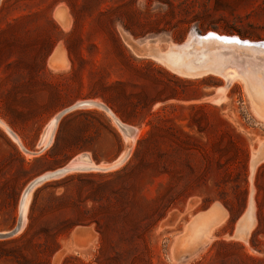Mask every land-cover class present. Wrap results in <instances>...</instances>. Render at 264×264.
<instances>
[{
	"label": "rangeland",
	"instance_id": "obj_1",
	"mask_svg": "<svg viewBox=\"0 0 264 264\" xmlns=\"http://www.w3.org/2000/svg\"><path fill=\"white\" fill-rule=\"evenodd\" d=\"M211 32L264 43V0H0V232L15 228L21 197L38 176L81 154L96 166L122 160L35 187L24 228L0 238V264H264V161L251 166L264 145V108L250 89L264 93V53L226 47L232 54L224 56L194 43L185 54L212 55L204 66L223 69L203 75L159 58ZM55 44L94 53L107 83L127 81L110 109L139 129L134 141L99 106L80 114L90 149L52 163L40 158L59 122L50 132L52 117L38 133L37 118L7 99L37 72L39 62L27 68L24 56ZM251 196L255 223L238 237ZM215 203L227 220L197 251L177 255L191 221Z\"/></svg>",
	"mask_w": 264,
	"mask_h": 264
},
{
	"label": "crops",
	"instance_id": "obj_2",
	"mask_svg": "<svg viewBox=\"0 0 264 264\" xmlns=\"http://www.w3.org/2000/svg\"><path fill=\"white\" fill-rule=\"evenodd\" d=\"M17 42L19 48L26 51L24 40L19 39ZM24 58L27 68L30 64L29 60L39 62L38 66L33 67L37 72L32 80L27 79L9 92L11 94L7 100L18 101L20 108L30 111L23 115L26 116L29 113L37 118L38 133L52 117L66 109L73 108L79 102L84 103L65 112L60 117L53 141L43 149L44 155L40 158H43L42 160L45 162L52 163L64 155L75 154L79 151L75 150L77 148L90 149V145L83 144L89 140V134L87 131H83L85 121L80 114L96 113L95 108L100 107L87 106L85 102L102 103L109 109L115 107L110 103V100L122 93L125 94L124 87L127 85V81L118 77L117 79L112 78L107 83L106 70L101 67L99 61L94 60V53L71 51L66 45L55 44L46 53L26 54ZM47 74L48 78L43 79V75ZM9 106L13 107L14 104L10 102ZM54 150L57 151L54 152ZM228 215L227 213V218Z\"/></svg>",
	"mask_w": 264,
	"mask_h": 264
},
{
	"label": "bare ground",
	"instance_id": "obj_3",
	"mask_svg": "<svg viewBox=\"0 0 264 264\" xmlns=\"http://www.w3.org/2000/svg\"><path fill=\"white\" fill-rule=\"evenodd\" d=\"M194 43L201 44L202 47H210V48L214 47V48L218 49V52L223 54V55L225 53L232 54V53H230L231 52L230 49H228L226 47H229V48L230 47H233V48L234 47H239V48H241L242 52L249 51V50H246V49H254V51L257 50V49H261L259 51L264 53V49H263L264 48V43H253V42L247 41V40L246 41H242V40H240L237 37H225V36H222L220 34H217L216 32H211V33H209L207 35L196 34L194 36L193 42H191V44L190 43H187V44L183 43V45L178 46L177 49H175V51L177 50V51L181 52V50L183 51V49L187 48L189 45L192 46ZM175 47L176 46H174V48ZM257 47H260V48H257ZM178 49H180V50H178ZM168 50H167V52H164L163 55L160 54L159 58L161 57L164 61H166L169 65H171V67H173L177 71H181V72H183L185 74H192V75H194V74H196V75H201L202 74L203 75V73L205 74V73L211 72V71H213V72L216 71L218 73L219 72H221V73L223 72V69L221 71L220 70L217 71L216 69L211 68L209 63H208V65L204 66L205 65L204 63L207 62L210 58L214 59L212 61H216L217 57L215 59L212 55H207L206 54L204 56H198V57L192 59V58H190L189 55L185 54V51H183L182 53H179V52L177 53V52H173L171 48L168 49ZM218 52L216 51V53H218ZM216 53H215V55H216ZM212 54L214 55V53H212ZM242 54H244V53H242ZM234 55L235 54H233L232 56H234ZM256 55L259 56V54H256ZM247 59H249V58H247ZM247 59H246V61H247ZM212 61H210V62H212ZM218 61H219V58H218ZM238 62L239 61H237V63ZM226 64H228V63H226ZM232 65H233V63H232ZM218 66H220V65H218ZM215 68H217V67H215ZM230 68H228V69H230ZM228 69H226V70L228 71ZM229 73H230V71H229ZM244 73H246V72H244ZM233 76H235V75H233ZM246 78H248V76ZM261 78H262V76H261ZM249 84H252V83L250 82ZM262 88H264V87H262ZM250 89H251V94H252L253 99L256 102H259L260 106L262 108H264V93L262 94V91L255 90L253 87H250ZM85 103H86V105H98V106H100L102 108H106V110L109 113H111V115H113L115 121L118 123L119 127L122 129L124 135L128 136L129 138H131L132 141H134L135 138L137 137V135L139 134L138 133L139 129L137 130V128L130 127L129 125L123 123L120 120V118H118L111 111V109H109L107 107H104V105L102 103H98V102H85ZM60 117H61V113L56 115L55 116V120L52 123H50V128H49L50 132L55 129V127L57 125V122H59V120H60ZM7 129L12 134V136L16 140L19 141L16 133L13 132L8 126H7ZM47 138H49V136H47ZM132 143H134V142H132ZM129 154H130V152L126 155V157H128ZM79 156L81 158L82 154L79 155ZM80 158H76L74 160L72 159L66 166L61 167V168H59L57 170L58 171H63V172L66 171V172L63 173L65 175V174H68V173H71V172H75V171H91V170H104V169L110 170V169H113V168H117L122 163L121 162L122 160L119 158L120 160L118 159V161H115L114 163H112L110 165L96 166L95 162H92L88 157L81 158V160H80ZM262 160L264 161V145L259 148V150L257 151L256 154H254V156L252 158V162H251L252 168L254 169L255 166ZM52 172L53 171H49V172H46V173L38 176V178L32 180L28 184L27 189L25 188L26 190L23 193V196L21 197V203H20V212H21V214L19 216V219L22 221L21 230L25 226L26 215H27L26 214V212H27L26 210L28 209L27 205H28V202L30 200V196H31L32 191L35 189V187H37L38 185H40L44 181L49 180V179H46V180L41 181L42 178H45V177L49 176L50 174H52ZM50 179H52V178H50ZM254 208H255L254 199H253V196H251V199H250V202H249V205H248V209H247L246 213L240 218L239 223H238L237 232H236V235L238 237L245 238L249 234L250 229L253 228L254 223H255V216H254V211L255 210H254ZM226 216H227L226 210L221 205H219L217 203H215L208 210L198 214L193 219V221H191V224H190L188 230L185 231V234H183L182 238L180 239V241L178 243V252L179 253H177V255L178 254L180 255V254H186V253H193V252L197 251L200 246H202L203 244L207 243L209 240L211 241V238L213 237L215 231L220 226V224L222 222H224Z\"/></svg>",
	"mask_w": 264,
	"mask_h": 264
},
{
	"label": "water",
	"instance_id": "obj_4",
	"mask_svg": "<svg viewBox=\"0 0 264 264\" xmlns=\"http://www.w3.org/2000/svg\"><path fill=\"white\" fill-rule=\"evenodd\" d=\"M209 74H216V73H213V72H211V73H209ZM80 105H83V103H79V104H77V105H75L73 108H75V107H78V106H80ZM105 107V106H104ZM73 108H71V109H73ZM71 109H66V110H64L62 113H61V116L65 113V112H67V111H69V110H71ZM106 109V108H105ZM67 165V164H66ZM66 165H64V166H66ZM64 166H62V167H64ZM61 168V167H60ZM59 169V168H58ZM104 170H108V169H104ZM64 172H66V171H64ZM63 171H56V170H54L53 172H52V174H50L49 176H47V177H45V178H42L41 179V181H43V180H46V179H50V178H57V177H60V176H63L64 173ZM63 174V175H62ZM240 219V218H239ZM21 227H22V221L19 219L18 220V223H17V225L15 226V228L14 229H12L11 231H8V232H0V238H7V237H10V236H12V235H15L16 233H18L19 231H21Z\"/></svg>",
	"mask_w": 264,
	"mask_h": 264
},
{
	"label": "trees",
	"instance_id": "obj_5",
	"mask_svg": "<svg viewBox=\"0 0 264 264\" xmlns=\"http://www.w3.org/2000/svg\"><path fill=\"white\" fill-rule=\"evenodd\" d=\"M148 139H149L148 136H144L142 139H140V143H142V142H144V141H146Z\"/></svg>",
	"mask_w": 264,
	"mask_h": 264
}]
</instances>
